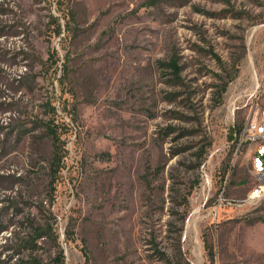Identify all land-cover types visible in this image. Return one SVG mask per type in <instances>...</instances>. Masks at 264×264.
<instances>
[{
	"label": "rangeland",
	"instance_id": "obj_1",
	"mask_svg": "<svg viewBox=\"0 0 264 264\" xmlns=\"http://www.w3.org/2000/svg\"><path fill=\"white\" fill-rule=\"evenodd\" d=\"M148 1L0 0V264H264V0Z\"/></svg>",
	"mask_w": 264,
	"mask_h": 264
},
{
	"label": "built area",
	"instance_id": "obj_2",
	"mask_svg": "<svg viewBox=\"0 0 264 264\" xmlns=\"http://www.w3.org/2000/svg\"><path fill=\"white\" fill-rule=\"evenodd\" d=\"M235 135V154L238 155L245 149L248 170L257 180L249 190L247 199H259L264 193V108H259L246 117L241 131Z\"/></svg>",
	"mask_w": 264,
	"mask_h": 264
},
{
	"label": "trees",
	"instance_id": "obj_3",
	"mask_svg": "<svg viewBox=\"0 0 264 264\" xmlns=\"http://www.w3.org/2000/svg\"><path fill=\"white\" fill-rule=\"evenodd\" d=\"M153 1L154 0H149L148 2H153ZM56 20H58V17H56ZM58 28H59V32H61V24H58ZM167 66L172 68L174 75L176 76L179 75L181 67L179 66L177 58L175 56H173L171 61L167 63ZM235 76L236 74L231 75L229 80H232ZM227 84L228 82H225L222 85L221 95L226 91ZM218 103H221V101H219ZM44 124L46 127V134L50 136L52 140V146H53L52 157H51V164H52V169H53L52 178H55L64 163V157L66 155L65 142H64V139L62 138V132L59 130V124L55 123V119H52V122L44 121ZM242 125L243 124H240L238 125V127H234L232 129L231 135H230L232 139L236 137L235 133L238 134L241 131ZM32 225H33V230H34V235H33L34 239L31 240L32 241L31 248H37V244L35 243V241L38 238L45 236L48 233H47V230L42 225L35 224V223H33ZM205 245L208 249L209 255L211 256L213 260L214 251H213L212 246L206 240H205ZM161 254L163 256L162 258L170 259L167 253L163 252ZM62 255L63 253H61V256L57 258L56 264H64V260H63L64 256ZM181 259L186 260L183 254L181 256ZM170 264H180V260H176L175 262L170 261ZM186 264H190V262L186 260Z\"/></svg>",
	"mask_w": 264,
	"mask_h": 264
},
{
	"label": "bare ground",
	"instance_id": "obj_4",
	"mask_svg": "<svg viewBox=\"0 0 264 264\" xmlns=\"http://www.w3.org/2000/svg\"><path fill=\"white\" fill-rule=\"evenodd\" d=\"M264 196V193H263V195H262V197Z\"/></svg>",
	"mask_w": 264,
	"mask_h": 264
}]
</instances>
